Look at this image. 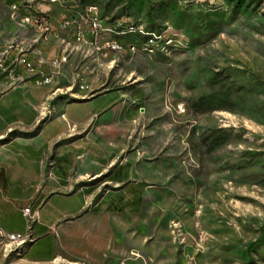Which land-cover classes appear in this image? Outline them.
Wrapping results in <instances>:
<instances>
[{"label": "rangeland", "instance_id": "1", "mask_svg": "<svg viewBox=\"0 0 264 264\" xmlns=\"http://www.w3.org/2000/svg\"><path fill=\"white\" fill-rule=\"evenodd\" d=\"M32 2L54 21L79 18L86 34L84 21L94 8L100 25L124 46L107 54L78 46L66 31L53 34L51 28L42 32L23 24L0 0V51L16 50L10 60L17 48L32 52L36 40L47 37L60 46L66 38L68 55L60 57L65 59L58 80L72 88L62 92L63 100L109 93L65 114L87 118L118 98L99 115L102 150L114 164L78 184L87 208L63 222L52 259L28 260L33 242L18 247L0 228V264H264V0ZM14 75L0 68V80ZM6 82L5 89L24 83ZM81 83L88 88L80 89ZM78 88L84 97L73 94ZM48 115L30 131L33 138L39 132L36 143L70 131L69 124L43 121ZM27 135L13 130L6 138ZM63 144L87 150L89 143L79 138ZM44 152L46 159L53 155ZM95 159L103 164L105 157ZM123 166L130 178L111 180ZM49 201L57 209L72 203L61 196ZM33 209L40 220V209ZM7 222V228L19 223Z\"/></svg>", "mask_w": 264, "mask_h": 264}, {"label": "crops", "instance_id": "2", "mask_svg": "<svg viewBox=\"0 0 264 264\" xmlns=\"http://www.w3.org/2000/svg\"><path fill=\"white\" fill-rule=\"evenodd\" d=\"M46 39L47 37L36 40V43H33L34 50L24 54L32 56L35 61L47 64L49 62L47 58L53 60L61 56L67 57V51H63L64 47L68 49L69 46L63 42L66 38H62L60 46L47 42ZM13 52L15 54L16 50ZM44 66L48 71L49 66ZM60 68L54 74L53 83L50 85L37 87L32 84L29 75L25 78L23 74H15V77H9V79L16 80V82H24L26 79L27 81L16 87L10 86L5 89L7 77L0 80V141L4 140L0 142V196L4 197V202L0 201V228L9 234L10 232L26 233L28 225H25L22 210L26 206L40 209V220L34 225L36 240L30 244L26 252L30 254L34 251L31 258L27 257L31 261H48L54 257L57 251L56 235L59 233V228L63 227V222L76 219L87 208L86 193L82 187H77L78 184L88 177L107 173L114 164L110 152L102 150L101 117L99 115L101 112L110 110L118 98L103 110L92 112L87 118H76L75 116L70 118L65 114L68 107H78L86 102H93L106 97L109 93L90 97L86 101L67 102L63 100L62 92H68L72 86L59 84ZM81 92L83 90L78 88V92H73V94L84 97L80 95ZM50 112L51 115L43 121L55 120L69 124L70 131H56L46 138V143H36L40 137L39 132H36L33 138L30 131L41 117ZM90 126L92 128L89 134L86 137H80V134ZM13 130L28 135L7 139V135ZM61 137L67 138L53 146L54 140ZM79 138L89 143L87 150L83 146L81 149L70 148L69 145L68 147L59 146L61 143L66 145ZM44 149L47 152H53L49 159L45 158ZM101 155L105 157L103 164H99L95 159ZM49 172L50 175H48ZM109 177L115 182L123 183L130 178L129 167L124 169L123 166L119 171L114 170ZM57 196L64 197L65 201L70 200L69 202L72 203L57 209L51 206L49 201ZM74 198L77 200H73ZM13 219L19 221L18 225L7 228L6 226L9 227V225L6 222ZM60 232L67 234L62 229ZM41 241H44V246L34 250V247Z\"/></svg>", "mask_w": 264, "mask_h": 264}, {"label": "built area", "instance_id": "3", "mask_svg": "<svg viewBox=\"0 0 264 264\" xmlns=\"http://www.w3.org/2000/svg\"><path fill=\"white\" fill-rule=\"evenodd\" d=\"M40 2H45L49 4H58L60 3L57 0H40ZM36 4L31 3V9H21V5L19 3H12L9 5L11 12L14 16L24 17L26 20V14H33L39 20V23H49L51 24V32L53 34H58L59 31H66L68 36H80L83 41H87L90 46H101L105 53H120L124 50L123 45H119L114 42V36H111L109 32L105 29V27L100 26V16L96 12H94V8H89V21H84L88 24L87 34L86 31L82 28V21H75L72 17H65L60 21L52 20L49 13L44 11H38L36 9ZM110 35L109 39H104V36ZM21 42H25L22 40ZM0 52L8 53V60L0 59V68H4L6 72L7 66H14L15 74H26L29 75L32 79V84L34 86H45L53 83V77L56 73L57 69L61 67L63 61L62 58L54 59V67H48V71L45 70V66L41 64V61H35L32 56H26V54H21V60H10V52L12 51V47L10 49H5ZM15 77L14 76H7ZM82 84V83H81ZM82 87L87 89L88 86L82 84ZM25 225L31 226V233L26 237L31 239L33 242L36 240L34 235V225L39 220V212L32 207H25L22 210ZM10 235H14V232H10Z\"/></svg>", "mask_w": 264, "mask_h": 264}, {"label": "bare ground", "instance_id": "4", "mask_svg": "<svg viewBox=\"0 0 264 264\" xmlns=\"http://www.w3.org/2000/svg\"><path fill=\"white\" fill-rule=\"evenodd\" d=\"M60 2V0H57ZM16 3H19V5H21V9H31V3L32 0H22V1H18ZM21 22L27 26H31L39 31L42 32H49L50 28H51V24L49 23H39V20L36 18V16H33V14H26V20L24 19V17H20ZM73 19L75 21H80L79 18L73 17ZM89 21V18H88ZM101 26V25H100ZM71 38L74 40V42L79 45V46H88L90 47L92 50L97 51V52H101L104 51L103 48L101 46H90V44L87 43V41H83L81 39L80 36H71ZM20 42V41H19ZM116 42V41H114ZM117 43V42H116ZM17 44V43H16ZM21 44V43H20ZM20 47V46H19ZM14 48V47H13ZM21 51L22 48L20 47L17 48V55L13 58V60H21ZM2 58L1 60H8V53L7 52H3L2 53ZM40 56V55H39ZM65 58H63L64 60ZM42 65H48L49 67H54V62H52L51 64H47L42 62ZM4 71V68H2ZM15 71L14 66H7L6 67V72H12ZM80 89H85L82 87V85L79 86ZM28 234H30V232H26V233H14V235H10L9 233H5V235L7 236V238L13 242L16 243L18 247H23L25 244H27V242H33L31 239H29L28 237H26Z\"/></svg>", "mask_w": 264, "mask_h": 264}, {"label": "trees", "instance_id": "5", "mask_svg": "<svg viewBox=\"0 0 264 264\" xmlns=\"http://www.w3.org/2000/svg\"><path fill=\"white\" fill-rule=\"evenodd\" d=\"M1 1H4L6 3H8L9 5H11L12 3H16L18 2L19 0H1ZM139 197L137 196V194H133V199H132V202H134L135 204H139Z\"/></svg>", "mask_w": 264, "mask_h": 264}]
</instances>
